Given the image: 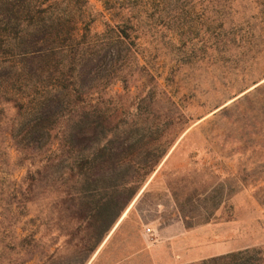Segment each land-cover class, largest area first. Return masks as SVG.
Here are the masks:
<instances>
[{"label": "rangeland", "instance_id": "obj_1", "mask_svg": "<svg viewBox=\"0 0 264 264\" xmlns=\"http://www.w3.org/2000/svg\"><path fill=\"white\" fill-rule=\"evenodd\" d=\"M66 1L0 0V62L44 46L35 43L48 33L50 7ZM83 5L85 18L76 11L73 21L104 32L103 2ZM146 11L137 49L117 64L99 103L117 129L160 126L153 137L176 136L114 223L116 205L106 202L131 185L98 181L83 205L59 197L51 188L59 178L27 175L11 139L17 110L5 101V86L23 87L14 72L2 79L0 264H197L245 250L264 264V0H152ZM180 210L192 224L209 220L187 227ZM77 211L88 218L71 216ZM210 245L230 251L197 256Z\"/></svg>", "mask_w": 264, "mask_h": 264}, {"label": "trees", "instance_id": "obj_2", "mask_svg": "<svg viewBox=\"0 0 264 264\" xmlns=\"http://www.w3.org/2000/svg\"><path fill=\"white\" fill-rule=\"evenodd\" d=\"M101 1L111 18L104 19V32L93 35L90 24L80 27L79 21H73L76 11L85 18V0L66 1L64 7L63 3L59 6L55 2L50 7L48 33L35 43L45 45L18 54L20 59L9 65L0 62V94L4 95L1 85L5 81L2 79L8 73H16L14 81L23 89L12 93L5 86L8 93L5 101L17 110L18 121L11 139L18 159L26 166L28 176L59 178V183L51 188L65 202L75 203L82 198L83 205H87L98 192V181L114 180L111 185L119 184L122 188L131 185L134 190L130 194L123 196L116 191L117 194L112 193L106 202V205H116L114 223L138 186L167 155L176 135L165 129L161 137H153L164 129L160 126H146L134 133L117 129L111 124L112 109L101 108L99 95L109 89V80L116 76L117 64L126 66L127 55L138 47L140 35L135 32L152 0ZM37 32L42 33V27ZM127 77L125 74L123 80ZM101 78L106 79L103 88L99 84L103 81ZM153 89L148 96H153ZM71 181L76 183L72 186ZM80 182H84L82 190L76 186ZM32 188L30 185L29 189ZM180 213L187 227L209 220L205 216L204 221L192 224L194 215L184 210ZM71 216L80 222L88 218V214L78 211ZM110 225L100 229L98 236ZM197 264L263 263L261 256H253L245 250L211 257Z\"/></svg>", "mask_w": 264, "mask_h": 264}, {"label": "crops", "instance_id": "obj_3", "mask_svg": "<svg viewBox=\"0 0 264 264\" xmlns=\"http://www.w3.org/2000/svg\"><path fill=\"white\" fill-rule=\"evenodd\" d=\"M230 249H223L220 247V245H210L207 246L206 249H199L198 250V257H207V256H215V255H219V254H223L226 252H229Z\"/></svg>", "mask_w": 264, "mask_h": 264}, {"label": "built area", "instance_id": "obj_4", "mask_svg": "<svg viewBox=\"0 0 264 264\" xmlns=\"http://www.w3.org/2000/svg\"><path fill=\"white\" fill-rule=\"evenodd\" d=\"M151 229H148V231H150Z\"/></svg>", "mask_w": 264, "mask_h": 264}]
</instances>
